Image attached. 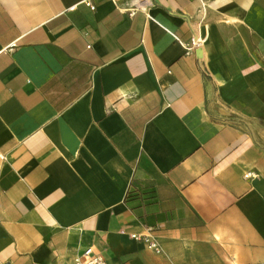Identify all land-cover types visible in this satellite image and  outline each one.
<instances>
[{
    "label": "crops",
    "instance_id": "1",
    "mask_svg": "<svg viewBox=\"0 0 264 264\" xmlns=\"http://www.w3.org/2000/svg\"><path fill=\"white\" fill-rule=\"evenodd\" d=\"M90 2L0 0V264H264V0Z\"/></svg>",
    "mask_w": 264,
    "mask_h": 264
},
{
    "label": "built area",
    "instance_id": "2",
    "mask_svg": "<svg viewBox=\"0 0 264 264\" xmlns=\"http://www.w3.org/2000/svg\"><path fill=\"white\" fill-rule=\"evenodd\" d=\"M202 4H204L203 2L205 0H200ZM84 4L89 6L90 8H94V6L92 5V3L90 2V0H84ZM137 8H132L130 10V13L132 11H134ZM194 45H187L186 46V51L189 49H192ZM246 176H250V173H247ZM133 237H135V235H132ZM149 246L150 248L154 249L155 251H158V247L156 245V243L154 241H149ZM7 264H11V263H7ZM74 264H106L105 260L98 254H95L91 248H86L82 254V256L76 258L74 260Z\"/></svg>",
    "mask_w": 264,
    "mask_h": 264
}]
</instances>
